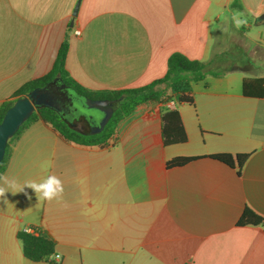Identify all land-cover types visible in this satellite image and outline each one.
<instances>
[{
  "label": "crops",
  "instance_id": "obj_1",
  "mask_svg": "<svg viewBox=\"0 0 264 264\" xmlns=\"http://www.w3.org/2000/svg\"><path fill=\"white\" fill-rule=\"evenodd\" d=\"M77 2L0 0V107L49 73L65 41L70 77L91 91L149 85L174 53L220 74L193 84V104L169 101L183 144L162 141L164 103L137 106L105 147L30 122L0 174L21 185L55 175L64 192L6 193L0 264H264V227L238 226L246 208L264 218V96L243 95L245 79L264 78V0H81L73 17ZM235 11L263 28L234 24L227 40L222 18ZM217 154L249 157L238 173ZM177 157L200 159L168 168ZM26 227L51 237L61 261L27 259L17 236Z\"/></svg>",
  "mask_w": 264,
  "mask_h": 264
},
{
  "label": "trees",
  "instance_id": "obj_2",
  "mask_svg": "<svg viewBox=\"0 0 264 264\" xmlns=\"http://www.w3.org/2000/svg\"><path fill=\"white\" fill-rule=\"evenodd\" d=\"M68 48V43L66 41L63 42L49 73L22 86L16 92L15 100L7 101L0 107V123L17 99L29 95L36 88L42 89L51 83L65 86L68 91L72 90L81 99L114 101L116 106L113 116L103 131L93 133L92 130L79 129L78 125L71 124L68 120L61 118L51 108H37L32 116L20 127L14 137L9 140L5 158L0 163V173L5 170L9 157V144L32 121L41 120L46 124H50L65 140L81 145L105 147L108 146L109 140L113 137L118 122L128 116L137 106L166 103L170 100H174L177 103L193 104V84L205 80L207 76L220 74L212 70L209 62L191 60L181 53H174L168 60L166 75L149 85L124 90L91 91L83 88L70 77L66 69ZM243 95L249 98H262L264 96V78L245 79L243 81ZM74 99L72 103H74ZM161 119V138L165 146L187 142L188 136L180 112L177 109L166 107L163 109ZM210 157L231 167L236 166L238 173H240L249 155L217 154ZM197 159H200V157H177L168 161L167 166L168 168L181 167ZM238 226L264 227V218L253 210L246 208L238 222ZM17 236L22 243L23 252L27 259L33 262H53L52 257L55 255L56 243L51 237L43 232L34 234L25 232L24 230L20 231Z\"/></svg>",
  "mask_w": 264,
  "mask_h": 264
},
{
  "label": "water",
  "instance_id": "obj_3",
  "mask_svg": "<svg viewBox=\"0 0 264 264\" xmlns=\"http://www.w3.org/2000/svg\"><path fill=\"white\" fill-rule=\"evenodd\" d=\"M80 4L81 0H78L73 12V17L78 15ZM70 26H74V20H72ZM38 92L39 89L36 88L29 95L17 99L14 105L6 112L0 123V163L5 158L9 140L14 137L20 127L32 116L35 110L42 107L53 108L51 103H42L37 100L36 97ZM109 104L110 101L105 99H86L87 106L90 108H97L104 113L101 122H99L98 126L92 130L93 133L103 131L109 121L112 114V108H104Z\"/></svg>",
  "mask_w": 264,
  "mask_h": 264
},
{
  "label": "flooded vegetation",
  "instance_id": "obj_4",
  "mask_svg": "<svg viewBox=\"0 0 264 264\" xmlns=\"http://www.w3.org/2000/svg\"><path fill=\"white\" fill-rule=\"evenodd\" d=\"M36 98L42 103H51L53 106V108L51 109L55 110L60 115L61 118L68 120L71 124L74 123L76 125H80V129L82 130H93L95 127L98 126L99 122H101L104 116L103 111L100 110L99 112L100 115L102 114V116H99L98 114L95 113H90L87 116L79 115L76 118V120L75 119L69 120L67 117L69 113L78 112V109L74 107V103H72L74 96L70 93V91H68V89L65 86H61L57 83H51L48 84L46 87L39 89ZM109 101L110 104L105 106L104 108L105 109L112 108V114H111L112 117L114 114L116 103L111 100Z\"/></svg>",
  "mask_w": 264,
  "mask_h": 264
},
{
  "label": "clouds",
  "instance_id": "obj_5",
  "mask_svg": "<svg viewBox=\"0 0 264 264\" xmlns=\"http://www.w3.org/2000/svg\"><path fill=\"white\" fill-rule=\"evenodd\" d=\"M242 14L236 13L233 16L235 27H240L247 24L246 18H241ZM25 188L32 189L38 200H57L60 201L63 196L64 188L62 181L55 175H48L45 179L40 182L29 180L25 181L22 185L14 177L0 174V200L5 204L8 203L6 193L11 192L13 195L23 192L26 196ZM31 199V197H28Z\"/></svg>",
  "mask_w": 264,
  "mask_h": 264
},
{
  "label": "rangeland",
  "instance_id": "obj_6",
  "mask_svg": "<svg viewBox=\"0 0 264 264\" xmlns=\"http://www.w3.org/2000/svg\"><path fill=\"white\" fill-rule=\"evenodd\" d=\"M236 13H240L239 11H235ZM233 16L232 14H227L225 17L222 18V21H224V25L226 27L227 30V40H231L234 32H235V27H234V21H233ZM241 18H246L247 19V23H251L252 27H251V31L254 33L257 30L263 28L262 25L258 26L256 25L255 21H252L251 18H248L247 16L242 14ZM70 93L75 97L74 99V107H76L78 109V112H71L67 115L69 120H73L79 116V115H89L90 113H95L98 114L99 116H102V114L100 115V110H98L97 108H90L89 106L86 105V100L85 99H81L80 97L76 96V93L73 92L72 90H70ZM74 120V121H75ZM78 128L80 129V125H78Z\"/></svg>",
  "mask_w": 264,
  "mask_h": 264
},
{
  "label": "built area",
  "instance_id": "obj_7",
  "mask_svg": "<svg viewBox=\"0 0 264 264\" xmlns=\"http://www.w3.org/2000/svg\"><path fill=\"white\" fill-rule=\"evenodd\" d=\"M75 34H76L77 36H80V35H81V31H80V30H76V31H75ZM164 105H165L166 107H173V106H174V102H173V101H172V102H166V103H164ZM24 231H25V232H28V233H34V234H37V233H38L37 230H35V229L31 228V227H26V228L24 229ZM52 259H53V262L58 263V262L61 261V256H60V255H54V256L52 257Z\"/></svg>",
  "mask_w": 264,
  "mask_h": 264
}]
</instances>
